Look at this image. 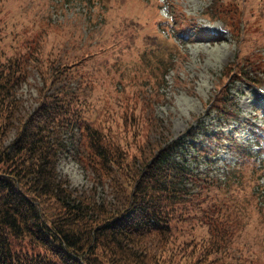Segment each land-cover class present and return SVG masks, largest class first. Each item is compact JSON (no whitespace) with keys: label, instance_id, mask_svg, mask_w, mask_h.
Returning <instances> with one entry per match:
<instances>
[{"label":"trees","instance_id":"trees-1","mask_svg":"<svg viewBox=\"0 0 264 264\" xmlns=\"http://www.w3.org/2000/svg\"><path fill=\"white\" fill-rule=\"evenodd\" d=\"M45 1L48 14L50 0ZM7 2L0 0V40L9 35L14 44L9 43L8 54L0 51V264H264L261 238L240 244L242 219L251 207L248 190L254 182L256 204L263 188L264 127H256V151L228 137L237 161L227 166L223 180L210 168L196 172L174 159L182 144L168 139L169 129L153 113L160 94L132 93L122 104L113 100L112 91L97 94L103 83L96 65L137 43L143 49L137 63L155 68L152 73H160L156 82L164 85L175 56L163 60L153 51L159 39L164 41L161 32L169 30V23L177 24L180 36L219 35L200 30L181 9V19L173 8L162 19L159 0H108L109 5L92 0L97 13L89 23L101 15L103 28L107 14L116 18L110 49L89 53L79 30L62 52L45 55L42 18L27 14L20 30L11 29L5 21ZM148 11L155 13L153 20L146 17ZM202 17L222 22L236 42L264 36V0H215ZM26 24L38 31L30 33ZM94 43L105 45L102 36ZM254 52L244 50L224 67L206 104L224 122L238 119L229 86L260 83L264 63ZM32 72L41 85L26 112L18 93ZM211 136L218 141L223 133ZM196 152L205 155L208 149ZM67 155L95 186L109 188L114 203H99L91 191L79 193L59 176V160ZM246 160L259 172L249 184L241 177ZM206 164L213 165L211 160Z\"/></svg>","mask_w":264,"mask_h":264},{"label":"rangeland","instance_id":"rangeland-1","mask_svg":"<svg viewBox=\"0 0 264 264\" xmlns=\"http://www.w3.org/2000/svg\"><path fill=\"white\" fill-rule=\"evenodd\" d=\"M44 1L8 0L5 5V10L8 13L5 17L6 25L11 29L20 30L22 23L27 21H24L27 14H36L38 19L42 18L41 28L46 30L45 35L41 38L44 46L43 54L45 55L50 51L53 55L58 50L62 52L64 45L68 43V46L76 38L79 30L84 32V37L87 38L86 45L89 53L103 54L110 49L112 37L117 34L118 30L116 18L113 15L107 14L106 25L100 28L101 15H97V22H93V24L88 22L89 19L93 20V16L97 13V8L90 4L92 0H50V3L47 4L50 11L48 14L45 12L46 1ZM214 1L159 0V5H162L161 9L159 8V15L162 19L170 17L172 8L177 13L181 9L183 15L185 13L190 15L189 20L194 18V21L200 24V30L219 35L216 38L212 34L208 40L202 36H180L175 30L177 24L173 26L169 23V30L161 32L164 41L159 39L160 41H157L159 43L153 51L159 59L163 60H167L170 55L175 56V63L170 67L171 72L167 77L165 76L166 78L164 77V80L166 79L164 85L156 82L155 77L160 73L158 71L152 73L151 70L154 71L155 68L142 67L137 63V55L143 50L139 47L140 43H137L136 46L127 45L119 52L113 53L109 56L107 63H103L105 66L103 64L96 65L97 71L95 73H97L99 81L103 83L97 94L102 95L112 91L113 100L116 103L126 102V99L136 92L148 96H153L155 92L160 94V101L153 105V113L169 129L168 139L179 140L182 144L179 150L175 152L174 159L186 167L204 172L208 167L205 161L207 158H211L213 165L210 169L214 175L221 177L225 170V164H232L236 159L227 149L226 142L223 140L220 143L213 142L209 139L210 133L223 132L232 134L241 142H253L250 130L254 127L253 125L263 124L264 120L262 113L258 111L259 108L264 110V73L258 74L260 83L256 87H248L239 82L229 86L230 95L234 97L239 109L240 121L238 123L227 124L222 122L219 124L221 120L218 119L219 117L214 111L207 110L206 104L217 90L218 80L224 67L233 62L238 54L244 55V50L248 53L257 51L254 53H258L263 58L264 63V36H256L252 39L248 35L236 42L222 22L210 23L202 17L204 10L213 5ZM55 4L60 5V8L54 7ZM105 4L109 5L108 0H105ZM154 15L155 13L152 11L146 13V17L150 16L149 19L151 20L154 19ZM177 18L181 19L179 13ZM48 23L54 26L49 28ZM120 28L123 29L124 25H120ZM25 29H28L30 33L38 31L29 24H26ZM68 29L69 31L66 32ZM167 34L171 35L168 39L166 38ZM89 35L91 36L89 37ZM101 36L105 43L104 46L94 43ZM69 38L72 40L70 41ZM10 40L9 35L0 40V51H5L6 54L12 51V48H9ZM11 43L14 44V42ZM160 47L162 50L159 49ZM181 50L182 54H177ZM110 80L114 82L115 86L109 84ZM40 85L41 82L37 74L32 72L27 84L18 93L19 98L23 101L24 111L28 112L34 107L37 97L36 89ZM199 148H208L207 155L198 154L195 149ZM256 170L254 162L252 163L251 160L244 161L241 168V177L244 183L249 184L257 178L259 172ZM58 173L61 178L67 179L70 186L79 193L91 191L97 202L114 203L109 188L106 185L95 186L79 162L70 155L60 158ZM253 183L248 190V203L251 207L249 215L244 220L242 219L244 231L240 235V244L242 243L241 240L251 244L252 241L259 238L264 243L262 227L264 226V211L258 208L257 205L259 204L256 203V205L252 197ZM262 183L264 184V178H262ZM231 193L230 188L227 195Z\"/></svg>","mask_w":264,"mask_h":264}]
</instances>
